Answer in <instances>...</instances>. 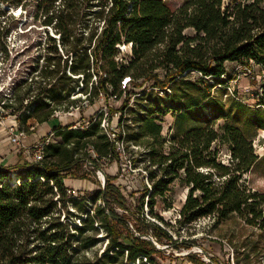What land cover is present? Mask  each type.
Listing matches in <instances>:
<instances>
[{
  "label": "trees",
  "instance_id": "1",
  "mask_svg": "<svg viewBox=\"0 0 264 264\" xmlns=\"http://www.w3.org/2000/svg\"><path fill=\"white\" fill-rule=\"evenodd\" d=\"M0 4L25 11L33 6L42 25L59 33L63 53L49 37L47 53L38 57L42 65H36L40 67L36 79L20 83L14 102H0L7 115L16 118L19 130L29 133L35 123L49 122L57 111L68 112L76 100L69 97L78 92L88 101L100 95H127L111 113L120 111L127 142L141 149L131 166L145 171L148 186L141 198H147L150 213L157 201L171 207L172 185L178 183L187 189L176 219L179 227L201 218L218 224L235 217L264 236V192L242 183L258 161L252 141L234 124L215 126L217 118L232 113V99L222 88L232 80L226 64L258 65L264 70V0H184L176 8L163 0H0ZM120 45L129 46L123 57ZM125 78L129 81L123 87ZM130 96L135 107L128 105ZM233 102L236 111L249 114L246 123L262 128L264 115L249 112L240 100ZM26 108L31 111L26 113ZM125 110L132 112L131 117ZM167 114L173 123L163 135L161 122ZM71 126L53 127L61 142L48 144L41 161L0 164V264H87L75 254L94 244L99 229L108 243L94 264H160L157 256L164 252L155 242L190 248V243L173 240L167 229L146 219L143 201L132 230L114 210L128 208L125 195L112 182L116 175L106 174L102 188L94 191L92 213L84 197L68 194L72 190L68 182L85 179L80 168L90 163L74 153L86 149L117 160L99 120L91 119L82 129ZM91 166L101 170L95 160ZM10 171L18 185L10 183ZM97 199L102 205L96 206ZM72 216L80 218V227L70 225Z\"/></svg>",
  "mask_w": 264,
  "mask_h": 264
},
{
  "label": "rangeland",
  "instance_id": "2",
  "mask_svg": "<svg viewBox=\"0 0 264 264\" xmlns=\"http://www.w3.org/2000/svg\"><path fill=\"white\" fill-rule=\"evenodd\" d=\"M171 8L178 7L184 0H163ZM12 9V8H11ZM0 102L8 104L15 101L18 91L16 88L21 82L30 78L36 79L35 76L40 69L36 65H42V61L38 59L39 55L47 53L48 38H55L56 46L61 54L59 48V33L51 28H46L42 25V19L35 14L33 6H28L26 11L18 8L16 12L13 10H5L0 6ZM192 34V31H188ZM129 52V49L121 51L120 57H123ZM70 61L68 62V67ZM68 67L66 73L70 74ZM37 71H34L36 70ZM226 69L228 73L232 74V80L227 83V86H222L227 95L232 99V113L216 119L215 126H220L225 122L234 124L244 131L245 135L252 141V146L258 161L255 167L246 175L242 177V183L252 187L254 190L264 192V124L262 128H258L255 124H248L246 121L249 118L248 113L236 111V103L234 99L240 100L245 104L249 112L259 111L264 115V70L258 65H251L241 67L234 63H227ZM196 78V75H192ZM94 80V78H93ZM81 87L82 84L78 83ZM24 85H21L23 87ZM219 89V86L216 87ZM221 89V88H220ZM91 90V83L88 84V91ZM138 90V89H137ZM127 95H122L120 99L111 97H100L94 101L84 99L83 92H78L73 106L69 107L68 112L57 111L55 116L61 117L62 123L66 126L74 123H82L91 121L96 114H99V109L102 106H107L110 110L111 118L115 121L117 115L111 113L121 107ZM72 96L69 97L71 99ZM224 98V96H223ZM234 98V99H233ZM26 105V101L23 103ZM129 107H135L132 97L130 96ZM31 111L26 108L25 112ZM5 110L0 106V122L3 123L2 115H5ZM109 114V117H110ZM126 117H131L132 112L125 110ZM235 116V118H233ZM0 126L8 131V127ZM163 135L169 131V126L173 123V117L167 114L162 119ZM28 133H26L25 142L26 148H17L11 150L16 154L17 159L14 163L10 161L7 166H12L18 162H31L33 151L31 144H28ZM9 142V132L8 139ZM61 142V136L58 133L54 134L50 139V143ZM141 149L127 148V156L130 160L127 161H109L107 158L98 157L91 150L82 149L74 153L75 157H82L90 161V163H82L80 168V175L83 174L85 179L72 180V190L70 193L73 197H84L86 207L89 213H92L94 205L90 198L94 191L99 190L103 186V180L100 175L105 176L116 175L117 178L113 180V184L120 187V190L126 197L127 210L115 206V212L126 218L129 227L134 230L136 216L140 212V204L143 201L144 217L149 221L159 224L164 229L169 231V235L173 240L185 241L190 243V248H185V245H180L179 249L169 247L166 244H156L157 247L163 250V256H157L160 264H264V236H260L255 228L247 226L241 220L235 217L226 219L218 224L213 223L212 218H201L192 223L189 227H179L176 219L179 218V209L181 208L187 189L178 183L172 185V202L171 207H165L160 201H157L153 207V214L150 213L146 205L147 198L142 200L144 187L148 186L145 171L138 166L134 168L131 166V160L137 157ZM90 158H88V156ZM221 158L226 162L228 153L223 149ZM96 161V164L101 166V170H93L91 161ZM4 162L3 166H5ZM15 176L14 171H10V177ZM102 205V201L97 199L96 206ZM68 209L76 214L77 211L71 204ZM65 211H61V219ZM154 215H158L164 222L172 223L174 228H168L165 224L158 220ZM71 226L80 227V218L72 216ZM96 226V225H95ZM89 232L87 235H90ZM150 238V236H148ZM79 239V238H78ZM96 241L88 249L81 253L75 254L84 259V263L94 264L98 258L105 254V248L108 243V236L104 230H100L95 235ZM74 246L78 245V241H73ZM164 243H167L164 241ZM126 255V252L124 253ZM194 256V259L190 258Z\"/></svg>",
  "mask_w": 264,
  "mask_h": 264
},
{
  "label": "built area",
  "instance_id": "3",
  "mask_svg": "<svg viewBox=\"0 0 264 264\" xmlns=\"http://www.w3.org/2000/svg\"><path fill=\"white\" fill-rule=\"evenodd\" d=\"M2 5V4H0ZM124 46V45H123ZM129 49V46H127ZM120 51L121 47H120ZM129 81V78H125L122 81V86L124 87ZM76 94L72 95V98ZM86 97V96H85ZM84 97V99H85ZM111 98H115V96H110ZM121 98V97H120ZM117 98V99H120ZM99 114H96L93 117L94 120H99V129L100 131L106 136L108 142L111 144V146L114 149V154L117 158V161H127L128 163L130 162L126 152L127 148L131 147L133 149H137V146L130 145L127 140H126V127H125V122L120 121V111L115 112L114 115H117V119L114 121L112 115L110 114V110L107 109V106H102L99 110ZM110 114V117H109ZM15 123L8 127V132H9V141L16 146L17 148H26V133L19 130L18 128V123L16 118L14 117ZM1 123V122H0ZM90 124V121H85L82 123H74L71 128L73 129H82ZM53 133L49 132L41 137H38L32 144H31V149L33 151L32 154V161L31 162H39L43 159L44 156V151L45 147L49 144L50 139L52 138ZM70 193V191H68ZM143 261L146 262V259L143 258Z\"/></svg>",
  "mask_w": 264,
  "mask_h": 264
},
{
  "label": "crops",
  "instance_id": "4",
  "mask_svg": "<svg viewBox=\"0 0 264 264\" xmlns=\"http://www.w3.org/2000/svg\"><path fill=\"white\" fill-rule=\"evenodd\" d=\"M5 115L7 113L5 112ZM3 120V126L4 127H10L15 123L13 116H4L2 115ZM30 123V122H29ZM61 125L66 126L65 123H62L61 117L54 116L49 122L37 124L35 123L33 127L30 128V132L27 135V143H33L38 137H41L49 132H52V129L54 126ZM8 139V131L4 130L0 126V164H3L6 162L5 165L9 164L10 161H13V163L17 160L15 159L16 154L14 152H11V150L15 149L14 145L10 142L7 143L6 140ZM68 185L72 188V180L68 182Z\"/></svg>",
  "mask_w": 264,
  "mask_h": 264
},
{
  "label": "bare ground",
  "instance_id": "5",
  "mask_svg": "<svg viewBox=\"0 0 264 264\" xmlns=\"http://www.w3.org/2000/svg\"><path fill=\"white\" fill-rule=\"evenodd\" d=\"M3 6L4 7H8L7 5H4L3 4ZM9 8V7H8ZM18 8L19 7H16V8H13L12 7V10L14 11V12H16L17 10H18ZM120 47H121V50H125V49H127V46L126 45H120ZM100 178L103 180L104 179V177L102 176V175H100ZM10 183L12 184V185H18L19 183H20V181L13 175V178L12 179H10Z\"/></svg>",
  "mask_w": 264,
  "mask_h": 264
},
{
  "label": "water",
  "instance_id": "6",
  "mask_svg": "<svg viewBox=\"0 0 264 264\" xmlns=\"http://www.w3.org/2000/svg\"><path fill=\"white\" fill-rule=\"evenodd\" d=\"M0 6H2L3 9H5V10L7 9V10H11V11H12L11 7H9V8H8V7H4L3 4L0 5ZM103 177H104V179H103V185H104V183H105V176H103ZM184 199H185V198H184ZM183 202H184V201H183Z\"/></svg>",
  "mask_w": 264,
  "mask_h": 264
}]
</instances>
